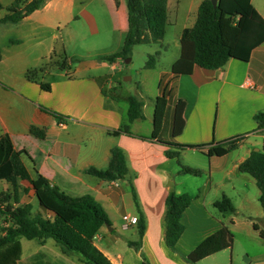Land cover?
<instances>
[{"label": "crops", "instance_id": "crops-1", "mask_svg": "<svg viewBox=\"0 0 264 264\" xmlns=\"http://www.w3.org/2000/svg\"><path fill=\"white\" fill-rule=\"evenodd\" d=\"M15 1L0 0V135L7 134L16 150L25 151L22 161L32 179L41 176L67 195H90L102 206L110 225L99 229L94 246L111 264H143V258L149 264H225V252L229 249H219L224 227L233 234L229 264H234V233L242 224L248 229L247 236L252 231L255 237L264 240L258 234L264 231L259 191L254 179L238 170L251 152L262 151L263 147L264 132L258 130L254 116L264 112V42L252 51L248 61L230 59L216 70L194 67L191 74L177 78L171 72L160 73L156 98L167 92V109L159 130L161 143L151 138L154 109L147 118L146 104L135 96L142 103L143 117L131 123L132 136L113 134L126 122L128 98L132 96L125 92V86H117L113 80L121 72V59L113 63L81 61L74 70L67 64V69L62 70L58 64L50 63L53 60L47 39L50 18L46 12L50 11L54 20L65 25L64 31L71 32L72 23L84 22L95 36L100 33L98 18L85 8L91 3L104 5L110 11L108 20L112 29L126 34L124 0L118 6L114 0H45L42 7L18 23H4L3 19L9 15L7 8ZM18 1L22 8L32 0ZM202 1L167 0V25L178 29L179 54L181 33L195 23ZM251 3L264 19V0ZM76 5L80 10L74 15ZM45 53L48 54L43 56ZM42 67V72L34 76L37 82L26 78L27 71ZM39 83H47L49 91L41 89ZM178 100L185 102L184 125L181 133L172 138L173 110ZM145 120L151 123L150 129L139 131ZM31 127L43 129V138L32 135ZM238 136L243 139L234 151L220 157L205 155L211 145ZM165 143L205 148L200 152ZM113 148L120 149L126 159L128 172L123 179L105 181L85 172L88 168L106 169ZM185 150L192 156H202L195 164H181L199 170L200 175L181 172L175 158L169 157L173 152L180 151V155ZM5 182L0 180L7 185L0 194H8L10 198L0 203L1 209L7 204L15 205L11 185ZM250 185L256 191L251 193ZM18 186L16 199L20 205L37 206L36 212L52 216L39 206L27 182L19 181ZM24 188L29 189L27 193ZM133 192L145 219L141 237L136 225L124 228V216L138 217ZM169 194H187L190 198L181 218L184 232L175 249L167 247L164 241L165 199ZM223 197L230 200L232 212H220L214 206ZM254 213L263 220L262 225L254 221L257 218L252 216ZM8 225L0 212V237ZM23 239H20L21 258L25 251ZM27 241L35 242L26 254L47 250L53 258H62L68 264H83L75 255L64 254L51 238ZM128 242H139V251ZM192 253L200 256L195 263L186 260ZM241 263L264 264V251L250 254L245 250Z\"/></svg>", "mask_w": 264, "mask_h": 264}, {"label": "trees", "instance_id": "trees-1", "mask_svg": "<svg viewBox=\"0 0 264 264\" xmlns=\"http://www.w3.org/2000/svg\"><path fill=\"white\" fill-rule=\"evenodd\" d=\"M121 0H114L118 6ZM127 9V32L124 36L121 51L107 57L110 63L117 59L125 60L134 46L144 44H158L166 34L167 27V0H124ZM45 0H32L20 8V1L16 0L7 8L9 15L3 22L16 24L25 16L42 7ZM1 8V6H0ZM264 42V19L253 7L251 0H217L213 7L211 0H204L198 8L197 17L192 27L185 28L180 36V54L171 66L173 78L180 75H189L194 67L205 70H216L223 67L230 59L248 61L252 51ZM155 59L150 56L146 64L147 69L154 68ZM66 68V61L58 64ZM46 66V65H45ZM44 66V67H45ZM39 70L27 71L26 78L37 82L34 78ZM41 89L49 91L47 83H39ZM185 102L178 100L174 106L172 117L171 137H177L183 128V112ZM167 109V92L163 91L155 99L153 131L151 138L159 139V130L165 118ZM142 103L135 97L128 98L126 122L114 131L113 134L124 133L132 136L131 123L142 118ZM258 130L264 132V112L254 116ZM30 133L43 138V129L31 127ZM242 136L234 137L215 145H211L206 156H224L234 151ZM177 148H194L203 152L205 146H180L165 143ZM25 151L14 148L11 138L7 134L0 135V180L11 185L15 205L7 204L1 214L9 224L4 228V235L0 237V264H68L65 260L52 257L47 250H39L25 260H21L20 239L43 241L51 238L67 255H75L83 264H111L110 261L94 246V238L99 229L110 225V221L102 206L90 195L70 196L63 193L57 186L41 176L32 179L22 161ZM170 158L177 159L178 153L173 152ZM108 167L104 170L88 168L85 172L105 181L123 179L127 172L126 159L118 148L111 149ZM181 172L192 176L201 174L199 170L181 165ZM239 172L254 179L259 191V203L264 210V139L262 151H253L238 168ZM27 182L34 190L39 206L52 216H43L40 212H33L31 205H20L17 202L18 182ZM24 188V193L28 192ZM133 201L138 213L136 230L141 237L145 230V219L140 211L135 192ZM10 196L0 194V203H6ZM190 204L187 194H169L165 199L164 213V241L167 247L175 249L176 242L184 232L181 223L182 214ZM214 206L220 212H232L230 200L223 197ZM254 229H258L254 226ZM260 238L264 239V231H259ZM233 234L224 227L220 232L219 249H230ZM128 245L139 251V242H128ZM200 258L195 253L186 257L189 262H197ZM143 264H149L143 258Z\"/></svg>", "mask_w": 264, "mask_h": 264}, {"label": "rangeland", "instance_id": "rangeland-1", "mask_svg": "<svg viewBox=\"0 0 264 264\" xmlns=\"http://www.w3.org/2000/svg\"><path fill=\"white\" fill-rule=\"evenodd\" d=\"M86 11L98 18V26H100V33L93 36L88 31V26L84 22L72 23V31H64L65 25L59 23V20H54L52 13L46 12L49 24V30L47 34L48 48L51 51V60L52 65L62 64L63 61H66L67 66H71L74 70L78 67V63L81 61L92 62V61H103L107 60V57L112 54H116L121 51L124 34L112 29V25L109 23L108 17L110 11H108L104 5L97 6L95 3H91L86 8ZM80 7L76 5L74 15L78 14ZM123 11H127L125 1H123ZM178 29L166 27V35L164 39L158 44H144L134 46L129 52L128 57L125 60H122L120 64L121 72L117 73V76L113 79L115 84L125 86V92L135 96L146 104V117H150L153 113L154 102L156 94L158 92V83L159 75L162 72H171L170 66L171 63L178 57L179 54V40H178ZM45 45L43 46V48ZM45 52V49L43 50ZM48 53H45L46 56ZM153 57L155 59L154 69H147L145 66L149 61V58ZM128 60V62H127ZM127 63H126V62ZM49 63V64H50ZM61 68V67H60ZM62 69V68H61ZM65 69L62 70H66ZM124 93V91H123ZM173 110V109H172ZM140 124L138 128L139 131H147L151 127L149 120H145ZM144 133V132H143ZM163 138L166 137V128L163 130ZM180 152V151H179ZM178 152V153H179ZM202 159V156L195 155L192 156L191 152L185 150L184 153L178 155L176 161L178 160L181 164H195L197 159ZM249 179L253 180L248 176ZM5 182V181H4ZM6 183V182H5ZM7 184V183H6ZM7 186L0 183V191ZM191 188H195L191 186ZM250 192L256 191V188L250 185ZM37 206L32 207V211L36 212ZM252 216L257 217L254 219L258 224L262 225L263 220L258 218L254 213ZM243 224L239 227L238 231L234 233L236 237V244L234 248V264H242L241 258L244 255V251H248L252 254L255 251H264V240H259V238L253 234L252 231H249L253 236H247L245 233L248 232V229L243 228ZM255 237V238H254ZM35 241H27L23 239V258L25 260L31 254H26L32 249ZM231 250L225 252V264H229L231 258ZM33 255V254H32Z\"/></svg>", "mask_w": 264, "mask_h": 264}, {"label": "built area", "instance_id": "built-area-1", "mask_svg": "<svg viewBox=\"0 0 264 264\" xmlns=\"http://www.w3.org/2000/svg\"><path fill=\"white\" fill-rule=\"evenodd\" d=\"M123 221H124V228L125 229L128 228L130 225H136L137 224V218H135V217L124 216Z\"/></svg>", "mask_w": 264, "mask_h": 264}, {"label": "water", "instance_id": "water-1", "mask_svg": "<svg viewBox=\"0 0 264 264\" xmlns=\"http://www.w3.org/2000/svg\"><path fill=\"white\" fill-rule=\"evenodd\" d=\"M211 3L213 5V7H216L217 5V0H211ZM106 227H108V225H106Z\"/></svg>", "mask_w": 264, "mask_h": 264}]
</instances>
